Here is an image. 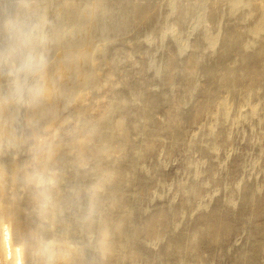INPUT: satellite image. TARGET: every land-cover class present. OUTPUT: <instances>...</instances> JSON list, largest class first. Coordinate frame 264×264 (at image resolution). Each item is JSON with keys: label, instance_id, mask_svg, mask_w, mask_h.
I'll return each mask as SVG.
<instances>
[{"label": "bare ground", "instance_id": "6f19581e", "mask_svg": "<svg viewBox=\"0 0 264 264\" xmlns=\"http://www.w3.org/2000/svg\"><path fill=\"white\" fill-rule=\"evenodd\" d=\"M200 3L0 0L49 61L0 64V264H264V0Z\"/></svg>", "mask_w": 264, "mask_h": 264}, {"label": "clouds", "instance_id": "9594fccd", "mask_svg": "<svg viewBox=\"0 0 264 264\" xmlns=\"http://www.w3.org/2000/svg\"><path fill=\"white\" fill-rule=\"evenodd\" d=\"M7 39V47L0 49V64H5L11 80L12 97L17 103H25L43 93L49 64L44 25L29 20L12 21Z\"/></svg>", "mask_w": 264, "mask_h": 264}, {"label": "rangeland", "instance_id": "374dc122", "mask_svg": "<svg viewBox=\"0 0 264 264\" xmlns=\"http://www.w3.org/2000/svg\"><path fill=\"white\" fill-rule=\"evenodd\" d=\"M87 1H90V0H87ZM195 2V0H181V2L183 3V4H189V3H191V2ZM159 2L160 3H163L164 4V2L166 3L167 2V0H159ZM196 2L198 3V7H199V9L198 10H201V3L200 2H202V0H196ZM209 23V24H208ZM206 25L208 26V27H212V25H213V23H211L210 21L209 22H206ZM60 51V48L59 47H56L55 49H54V52L55 53H57V52H59ZM122 75H121V73L119 72V73H117V74H115L114 75V77H115V79H118V78H120ZM151 87H154V84H152L151 85ZM162 112V114H160V113H158L157 114V118L158 119H160L161 118V115L163 116V110L161 111ZM72 126L73 125H71V126H69L68 128L69 129H71L72 128ZM194 129H196V128H194ZM252 130H247V133H246V138H245V140H246V144H245V142H242V144H241V142H239V143H237V145H238V148H239V150H241V151H246L247 153H250V152H252L253 150H254V148L255 147H253V146H255V144L257 143L256 141H257V137H255L254 136V134L251 132ZM251 132V133H250ZM253 134V135H252ZM259 137V136H258ZM255 140H254V139ZM262 138H264V137H260V138H258V139H262ZM251 140H253V141H251ZM253 142H254V144H253ZM253 144V145H252ZM240 145V146H239ZM249 145H252V146H249ZM246 149V150H245ZM253 149V150H252ZM247 150H249V151H247ZM251 150V151H250ZM225 153V154H224ZM1 154V153H0ZM221 154V155H220ZM218 155L221 157V158H225L226 156H227V153L225 152V151H221V152H219L218 153ZM1 157H3V155L1 154L0 155ZM193 156V158L195 159V160H197V161H199L200 160V155L199 154H195V155H192ZM195 156V157H194ZM225 156V157H224ZM0 157V159H2V160H0V162H3V160H4V157L3 158H1ZM183 160H185L184 159V157H182L181 155H177V156H175L174 158H172V159H170V160H168V162H167V165H168V170L170 171V173L174 176V177H177L179 174H180V170H181V168H180V164H181V162L183 161ZM169 188H170V186H169ZM170 190V189H169ZM171 191V190H170Z\"/></svg>", "mask_w": 264, "mask_h": 264}]
</instances>
